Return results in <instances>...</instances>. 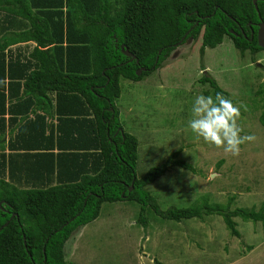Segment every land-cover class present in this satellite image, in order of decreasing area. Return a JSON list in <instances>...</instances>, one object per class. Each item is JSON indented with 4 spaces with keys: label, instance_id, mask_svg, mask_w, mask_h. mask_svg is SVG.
Returning <instances> with one entry per match:
<instances>
[{
    "label": "trees",
    "instance_id": "1",
    "mask_svg": "<svg viewBox=\"0 0 264 264\" xmlns=\"http://www.w3.org/2000/svg\"><path fill=\"white\" fill-rule=\"evenodd\" d=\"M257 6L254 0H0V138L7 129L11 135L7 146L0 140V264H71L67 242L100 217L104 203L139 204L144 227L151 209L179 223L218 215L238 238L235 218L264 229V208L232 210L230 203L200 199L162 210L148 186L171 167L194 168L175 153L139 178L140 142L125 131L116 106L123 80L141 82L191 38L202 40V56L225 37L241 54L264 50L258 44L264 0ZM28 42L36 43L28 55L9 50ZM201 81L229 98L214 78Z\"/></svg>",
    "mask_w": 264,
    "mask_h": 264
},
{
    "label": "rangeland",
    "instance_id": "2",
    "mask_svg": "<svg viewBox=\"0 0 264 264\" xmlns=\"http://www.w3.org/2000/svg\"><path fill=\"white\" fill-rule=\"evenodd\" d=\"M202 40L189 39L179 46L163 66L141 82H121L116 101L125 131L139 140L137 176L152 167L177 158L194 171L171 167L148 190L162 210L201 204L236 208H264V50L256 55L241 52L230 37L207 49ZM212 77L240 107L238 123L242 135L256 140L242 146L233 157L209 148L186 131L194 98L213 95ZM232 199V200H231ZM140 205L134 202L104 203L101 215L76 232L65 246V260L71 264H264L262 223L235 218L241 233H230L221 216H205L183 222L164 220L148 209V225L138 223ZM251 247V248H250Z\"/></svg>",
    "mask_w": 264,
    "mask_h": 264
},
{
    "label": "clouds",
    "instance_id": "3",
    "mask_svg": "<svg viewBox=\"0 0 264 264\" xmlns=\"http://www.w3.org/2000/svg\"><path fill=\"white\" fill-rule=\"evenodd\" d=\"M240 115V107L221 93L215 96L199 94L194 98L186 131L209 148L238 157L242 146L256 140L254 135L241 134Z\"/></svg>",
    "mask_w": 264,
    "mask_h": 264
},
{
    "label": "crops",
    "instance_id": "4",
    "mask_svg": "<svg viewBox=\"0 0 264 264\" xmlns=\"http://www.w3.org/2000/svg\"><path fill=\"white\" fill-rule=\"evenodd\" d=\"M3 8H4V11H3V13L1 14V15H3V17H5V15H6V12L7 11H5V8L7 9V8H9V6L7 5V4H3ZM11 8H13V6L11 5ZM36 46V43H34V42H28V43H21V44H18V45H15V46H11L10 47V49L9 50H13L14 52H16L17 50H22V52H26V55H28L29 54V52L31 51V50H33V48ZM27 57V56H26ZM6 118H8V115L6 116ZM133 135H135L136 136V134H133ZM10 134H9V129H7V131H6V133L5 134H1V138L3 139V141L1 140V138H0V140H1V142L3 143V145H6L7 146V143H8V140H9V138H10ZM6 152L8 153L9 151L8 150H6ZM119 203V202H118ZM120 203H122V202H120ZM99 219V218H98ZM96 221V220H95ZM94 221V222H95ZM93 223V222H92ZM92 223H90V224H92ZM90 224H88V225H90ZM87 225V226H88ZM87 226H85V227H87ZM84 228V227H83Z\"/></svg>",
    "mask_w": 264,
    "mask_h": 264
},
{
    "label": "water",
    "instance_id": "5",
    "mask_svg": "<svg viewBox=\"0 0 264 264\" xmlns=\"http://www.w3.org/2000/svg\"><path fill=\"white\" fill-rule=\"evenodd\" d=\"M254 4L256 6V9L258 10V6H257V0H254ZM260 16V19H261V22L259 23V30H258V44L261 48H264V20H262L261 18V15L259 14ZM122 51L123 53L128 56V57H131L132 59H135L136 57L131 53L129 52L128 49H125L124 47H122ZM159 59V57H157V60ZM138 62V61H137ZM145 71L144 68H140L138 71H137V75H141V73ZM8 224V223H7ZM6 224V225H7Z\"/></svg>",
    "mask_w": 264,
    "mask_h": 264
}]
</instances>
